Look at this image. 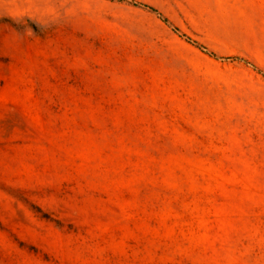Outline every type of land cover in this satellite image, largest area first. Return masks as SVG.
Returning a JSON list of instances; mask_svg holds the SVG:
<instances>
[{
	"label": "rangeland",
	"instance_id": "obj_1",
	"mask_svg": "<svg viewBox=\"0 0 264 264\" xmlns=\"http://www.w3.org/2000/svg\"><path fill=\"white\" fill-rule=\"evenodd\" d=\"M0 264H264V0H0Z\"/></svg>",
	"mask_w": 264,
	"mask_h": 264
}]
</instances>
